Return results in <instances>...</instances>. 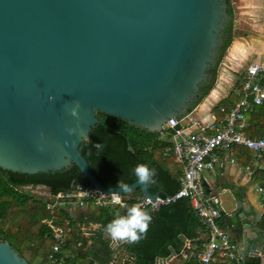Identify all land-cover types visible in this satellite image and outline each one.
<instances>
[{
    "label": "water",
    "instance_id": "water-1",
    "mask_svg": "<svg viewBox=\"0 0 264 264\" xmlns=\"http://www.w3.org/2000/svg\"><path fill=\"white\" fill-rule=\"evenodd\" d=\"M228 19L226 0H0V168L35 174L74 164L86 190L138 188L154 201L158 194L138 180L129 191L101 184L80 145L100 123L97 112L150 132L187 114L211 76ZM218 196L240 232L241 259L263 255L258 217L229 189ZM0 264L29 263L0 240Z\"/></svg>",
    "mask_w": 264,
    "mask_h": 264
},
{
    "label": "trees",
    "instance_id": "trees-1",
    "mask_svg": "<svg viewBox=\"0 0 264 264\" xmlns=\"http://www.w3.org/2000/svg\"><path fill=\"white\" fill-rule=\"evenodd\" d=\"M226 2L229 19L223 29L217 62L211 69L210 78L201 85L200 94L188 111L213 87L216 65L231 42L232 10L230 0ZM233 97L234 102L238 97L236 94H233ZM96 116L100 123L92 128L88 139L80 145L79 151L101 184L116 187L121 178L129 185L137 180L134 174L135 166L146 164L156 172V182L147 186L149 192L164 197L173 194L180 187V165L174 162L172 156H164V149L169 143L160 138L159 133L130 125L102 112H97ZM245 118L247 121L241 129L243 134L251 138L264 136V102L247 111ZM97 143H101L102 148L98 149L95 146ZM128 144L132 150L127 149ZM87 184L74 164L62 171L35 174L11 172L0 168V240L7 241L29 264H52L47 257L53 240L50 228L42 224L41 220L52 218L54 225L63 227L64 220H69L71 232L62 247L64 259L61 264H109L113 250L109 246V240L103 237L105 227L118 215H125L127 207L131 206L130 203L134 199H128L127 204L121 207L89 206L86 210L76 211L77 215L74 216V213L66 208L50 212L46 209L45 198L20 189L21 186H44L50 189L51 194H56L74 189L77 185ZM125 195L136 197L140 196V192L137 189ZM147 211L152 217L147 233L139 242H125L123 246L131 264H154L156 256L169 255V245L178 250L181 246L180 233L192 238L195 236L193 230L203 227L185 198L161 205L157 210ZM89 222L99 224L100 227L92 232L93 235L86 237L80 226ZM89 239H92L93 246L87 251ZM244 264H260V258H249Z\"/></svg>",
    "mask_w": 264,
    "mask_h": 264
},
{
    "label": "built area",
    "instance_id": "built-area-1",
    "mask_svg": "<svg viewBox=\"0 0 264 264\" xmlns=\"http://www.w3.org/2000/svg\"><path fill=\"white\" fill-rule=\"evenodd\" d=\"M236 92L238 98L230 107H219L223 117L207 126L211 133L205 129L193 133L187 131L193 126L200 127V122L194 118L192 112L178 120L171 117L164 123L162 131L169 135L171 145L164 149L163 154L173 156L181 166V186L173 194L158 196L154 201L145 197L130 203L141 204L144 208H157L185 198L209 232L208 241L197 255L198 264L227 262L237 259L239 255L238 245L229 239L220 224L222 212L220 198L218 194L206 192L201 182L202 172L215 168L221 170L227 162L233 163L234 149L240 146L253 152L257 159L264 161V138H250L239 130L243 126L245 113L264 102V61L253 60L246 67ZM257 192L264 201V186H258ZM114 195L120 196L123 206L127 204L128 199L123 194H104L77 186L52 194L46 209L55 212L62 208L71 211L88 206L99 208L113 206L117 205L112 203ZM42 222L50 228V236L53 239L47 258L52 264H61L64 259L62 247L71 232L70 221L64 220V227L54 225L52 218L44 219Z\"/></svg>",
    "mask_w": 264,
    "mask_h": 264
},
{
    "label": "crops",
    "instance_id": "crops-1",
    "mask_svg": "<svg viewBox=\"0 0 264 264\" xmlns=\"http://www.w3.org/2000/svg\"><path fill=\"white\" fill-rule=\"evenodd\" d=\"M230 6L233 15L231 42L217 64L216 78L213 87L208 94H206L201 101L189 111L192 112L194 118L200 122V127H190L187 130L189 133L199 132L202 129L211 133L207 126L211 122L217 121L223 117V113L219 111L220 106L226 105L227 107H230L233 103V94L237 95L236 88L239 86L246 67L253 60L264 61V0H230ZM246 121L247 120L244 117L243 126L239 129L241 133V129H243ZM157 133L160 134V132ZM165 136L160 134V138L166 140L169 145H171L169 135L166 133ZM261 137L264 138V136H260L259 138ZM234 156L235 161L233 163L227 162L225 167L221 170L215 168L213 170L203 171L201 175L202 185L209 194H219L222 189H229L236 199L241 201L249 210L246 215H249L252 219H254L255 216L258 217V220H255L254 225L259 227L261 233L264 234V201L257 192V187L261 186L263 183L264 161L257 159L253 152L242 146L234 149ZM174 162L178 164L175 159ZM44 188L48 190L47 187ZM137 189L131 192H135ZM138 190L140 192V189ZM48 192V198H45L47 201L46 204L52 195L50 191ZM123 195L127 199H134L135 201L140 199L141 192L140 196H132L133 198L130 195ZM159 207H148L145 209L157 210ZM88 208L89 206L75 208L72 209L71 212L74 213L75 216L77 215L76 211L78 212L80 209L86 210ZM242 210L243 209H237L236 211L239 213ZM227 219V215L222 210L219 219L222 228L227 232L229 239L236 243L238 247H241L239 238L240 232L233 231L235 226ZM43 220L44 219L41 220L42 224ZM99 227V224L91 222L83 223L80 226L86 237L93 235L92 232L99 229ZM193 232L195 236L192 238L180 233L179 240L181 246L177 250L169 245V255H171L172 249L174 253L173 256L168 261L159 264H195L198 262L197 255L203 250L204 245L208 241L209 232L204 226L202 228H195ZM103 237L109 240L110 246L112 239H110L106 232L103 234ZM257 240L258 238H252L250 239V243L254 244ZM124 243L118 246L117 249L111 248L113 254L112 260L109 264H131L130 259L123 251ZM87 245L86 249L87 251H90L93 246L92 239L88 240ZM257 257L260 258V264H264V254ZM249 258L253 257L246 256L244 259H241L238 255V258L235 260L227 262L215 261L212 264H244V261Z\"/></svg>",
    "mask_w": 264,
    "mask_h": 264
},
{
    "label": "clouds",
    "instance_id": "clouds-1",
    "mask_svg": "<svg viewBox=\"0 0 264 264\" xmlns=\"http://www.w3.org/2000/svg\"><path fill=\"white\" fill-rule=\"evenodd\" d=\"M77 107L71 109L73 117L78 116ZM76 130L74 128L67 129L69 135H72ZM100 149L101 143L95 144ZM134 174L140 184L149 186L154 184L156 172L154 169L148 167L146 164H138L134 168ZM116 187L121 191H129V186L120 178ZM113 204L122 205L119 195H114L112 199ZM123 206V205H122ZM151 215L141 204H133L127 207L125 215H118L105 227L106 234L113 241L137 243L144 234L147 233L151 222Z\"/></svg>",
    "mask_w": 264,
    "mask_h": 264
},
{
    "label": "rangeland",
    "instance_id": "rangeland-1",
    "mask_svg": "<svg viewBox=\"0 0 264 264\" xmlns=\"http://www.w3.org/2000/svg\"><path fill=\"white\" fill-rule=\"evenodd\" d=\"M161 135L165 136V132H160ZM166 137V136H165ZM30 193L36 195L37 197L48 198V190L44 187L37 186V187H31L30 189H27Z\"/></svg>",
    "mask_w": 264,
    "mask_h": 264
},
{
    "label": "flooded vegetation",
    "instance_id": "flooded-vegetation-1",
    "mask_svg": "<svg viewBox=\"0 0 264 264\" xmlns=\"http://www.w3.org/2000/svg\"><path fill=\"white\" fill-rule=\"evenodd\" d=\"M209 75H211V70L209 71ZM31 187L33 188V186H26V187L21 186L20 189H21V190H24V189L27 190V189H30ZM34 187H37V186H34ZM31 194H32V193H31Z\"/></svg>",
    "mask_w": 264,
    "mask_h": 264
}]
</instances>
